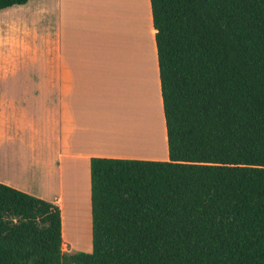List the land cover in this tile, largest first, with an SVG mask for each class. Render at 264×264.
Here are the masks:
<instances>
[{
    "label": "trees",
    "instance_id": "16d2710c",
    "mask_svg": "<svg viewBox=\"0 0 264 264\" xmlns=\"http://www.w3.org/2000/svg\"><path fill=\"white\" fill-rule=\"evenodd\" d=\"M150 3L169 160L91 159V252L0 182V264H264V0Z\"/></svg>",
    "mask_w": 264,
    "mask_h": 264
},
{
    "label": "crops",
    "instance_id": "0c3cea01",
    "mask_svg": "<svg viewBox=\"0 0 264 264\" xmlns=\"http://www.w3.org/2000/svg\"><path fill=\"white\" fill-rule=\"evenodd\" d=\"M133 39L128 0H28L0 10V182L60 206L69 252L68 233L92 236L93 157L169 160L156 41L162 140L132 93L151 68Z\"/></svg>",
    "mask_w": 264,
    "mask_h": 264
},
{
    "label": "rangeland",
    "instance_id": "374dc122",
    "mask_svg": "<svg viewBox=\"0 0 264 264\" xmlns=\"http://www.w3.org/2000/svg\"><path fill=\"white\" fill-rule=\"evenodd\" d=\"M151 9H150V0H128V34H132L133 36V53L137 55V49L139 46L145 45L143 48L146 51L147 54V43H149L150 46V53L153 58V61L155 62V39H154V33L152 30H154L152 26L151 21ZM152 28V29H151ZM149 40V41H148ZM130 52H132V49H128ZM140 52L142 53V47L140 48ZM157 58V56H156ZM151 65V68L149 69V75H148V83L146 79H143V76L139 75L135 77V84L137 85L138 90L132 91L133 95L137 93L138 97H142V102H137L138 105H148V108H150V111L152 112V125L155 127L157 124V118L160 119L158 123V127H155L158 130H160V133L163 134V114H162V107L161 102L159 100L158 91L157 94L155 92L156 98V107L154 106V99L151 96L152 94V84L151 83H157V76H156V70L155 65ZM155 74V76H153ZM155 77V78H154ZM155 79V82H154ZM155 83V86H156ZM158 86V85H157ZM129 94V91H128ZM150 96V97H149ZM152 97V98H151ZM152 99V100H151ZM158 100V101H157ZM137 107V106H136ZM159 114V117H157ZM87 239H78V238H72V240L69 242L71 243V252H77V251H85V252H91L93 249V243H92V236L86 237ZM65 250L68 251L70 248L68 245L64 246Z\"/></svg>",
    "mask_w": 264,
    "mask_h": 264
},
{
    "label": "bare ground",
    "instance_id": "6f19581e",
    "mask_svg": "<svg viewBox=\"0 0 264 264\" xmlns=\"http://www.w3.org/2000/svg\"><path fill=\"white\" fill-rule=\"evenodd\" d=\"M148 41H149V40H148ZM146 48H147L146 58L148 59V61L151 62V65H153V62H154V61H153V58H152L151 53H150V46H149V43H147V47H146ZM151 84H152V88H151V89H152V93H151L152 95H151V96H152L153 99L155 100V101H154V103H155L154 106L156 107V106L158 105V104L156 105V98H158V97L155 96V89H156V86H155V83H151ZM128 91H129V90H128ZM129 94H130V92H129ZM149 97H150V96H149ZM152 97H151V98H152ZM151 100H152V99H151ZM157 101H158V100H157ZM157 117H159V114H158ZM159 120H160V119L157 118V122H156L157 124H155V125H156L155 127H158ZM159 124H160V123H159ZM156 131L158 132V133H157V132H156V133L159 134V139L162 140V138H163V134H161V133H160V130H158L157 128H156ZM131 140H132V144H135L136 142H134V140H137V139H131ZM128 141H130V140H128ZM159 141H160V140H159ZM139 144H140V145H144L145 142L140 140V141H138V142L136 143V145H139ZM159 144H163L162 141H161V143H159ZM131 147H132V146H131ZM67 237H68L70 240H72V238L87 239V238H86L87 235H86L85 233H81V234H80V233H76V232H75L74 234H72V233L69 234V233H68ZM88 237H89V236H88Z\"/></svg>",
    "mask_w": 264,
    "mask_h": 264
}]
</instances>
